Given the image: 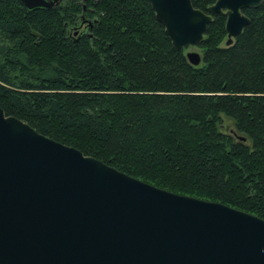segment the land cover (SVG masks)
Returning <instances> with one entry per match:
<instances>
[{"label":"trees","instance_id":"obj_1","mask_svg":"<svg viewBox=\"0 0 264 264\" xmlns=\"http://www.w3.org/2000/svg\"><path fill=\"white\" fill-rule=\"evenodd\" d=\"M243 13L230 46L213 15L195 67L148 0H0V107L136 179L264 219V4Z\"/></svg>","mask_w":264,"mask_h":264},{"label":"water","instance_id":"obj_2","mask_svg":"<svg viewBox=\"0 0 264 264\" xmlns=\"http://www.w3.org/2000/svg\"><path fill=\"white\" fill-rule=\"evenodd\" d=\"M29 10L62 0H21ZM178 50L225 13L227 45L264 0H148ZM199 67L200 52L186 53ZM244 140V138H242ZM0 264H264V219L129 176L0 107Z\"/></svg>","mask_w":264,"mask_h":264},{"label":"rangeland","instance_id":"obj_3","mask_svg":"<svg viewBox=\"0 0 264 264\" xmlns=\"http://www.w3.org/2000/svg\"><path fill=\"white\" fill-rule=\"evenodd\" d=\"M224 45H226V41L224 42ZM189 51H196V52H200V53H202V50H201L199 47H190V48L185 49V53H187V52H189ZM224 124L227 126L228 129L234 127V123H233V121H231V120H229V119H227V118H225V120H224ZM233 129H234V128H233ZM233 129H232V131H233Z\"/></svg>","mask_w":264,"mask_h":264},{"label":"bare ground","instance_id":"obj_4","mask_svg":"<svg viewBox=\"0 0 264 264\" xmlns=\"http://www.w3.org/2000/svg\"><path fill=\"white\" fill-rule=\"evenodd\" d=\"M264 4V3H263ZM204 12V11H203ZM245 15V14H244ZM206 34V33H205ZM204 39H205V37H204ZM202 61H203V58H202Z\"/></svg>","mask_w":264,"mask_h":264}]
</instances>
